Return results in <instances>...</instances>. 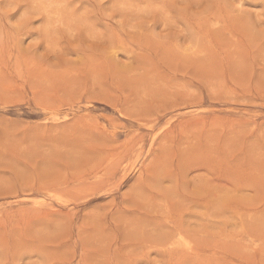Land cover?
Listing matches in <instances>:
<instances>
[{
    "label": "rangeland",
    "instance_id": "374dc122",
    "mask_svg": "<svg viewBox=\"0 0 264 264\" xmlns=\"http://www.w3.org/2000/svg\"><path fill=\"white\" fill-rule=\"evenodd\" d=\"M0 264H264V0H0Z\"/></svg>",
    "mask_w": 264,
    "mask_h": 264
},
{
    "label": "bare ground",
    "instance_id": "6f19581e",
    "mask_svg": "<svg viewBox=\"0 0 264 264\" xmlns=\"http://www.w3.org/2000/svg\"><path fill=\"white\" fill-rule=\"evenodd\" d=\"M66 190V189H65Z\"/></svg>",
    "mask_w": 264,
    "mask_h": 264
}]
</instances>
